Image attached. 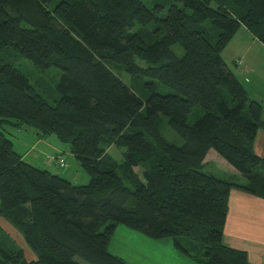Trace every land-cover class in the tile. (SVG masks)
Listing matches in <instances>:
<instances>
[{
	"label": "trees",
	"instance_id": "obj_1",
	"mask_svg": "<svg viewBox=\"0 0 264 264\" xmlns=\"http://www.w3.org/2000/svg\"><path fill=\"white\" fill-rule=\"evenodd\" d=\"M153 2L0 0V216L34 256L0 225V264H129L109 250L119 224L173 238L197 264H250L224 227L233 189L264 198L263 105L223 51L243 27L264 45V0ZM19 57L61 70L54 104ZM146 86L144 99L135 88ZM195 107L203 115L190 122ZM7 125L56 135L90 182L26 161ZM209 153L242 180L202 171Z\"/></svg>",
	"mask_w": 264,
	"mask_h": 264
},
{
	"label": "rangeland",
	"instance_id": "obj_2",
	"mask_svg": "<svg viewBox=\"0 0 264 264\" xmlns=\"http://www.w3.org/2000/svg\"><path fill=\"white\" fill-rule=\"evenodd\" d=\"M145 3L148 6H153L154 2L153 0H144ZM248 30L246 28L240 30L239 34L244 35ZM249 33V32H248ZM237 39H240L242 36H237ZM238 41V40H236ZM236 43V42H235ZM234 45V42L231 44H228V46L223 51V57L228 64L230 68L234 69V65L232 63V57L239 54V51H243L245 48L244 42L241 41V47L239 50L237 49L236 45ZM176 53L179 56H182L184 54V50L180 45H175L174 47ZM235 59V57H234ZM237 59V58H236ZM16 67H18L26 76L29 78L30 82L35 85L38 89V91L52 104L55 103V99L58 97V92L56 90V86L59 82V79L61 77V70L56 66H51L48 68H42L35 64L32 60L19 57L18 59L13 61ZM140 64H143L144 62L139 60ZM238 64H243V60L241 58H238ZM235 71V70H234ZM236 72V71H235ZM126 79L128 80V76L125 75ZM240 77V76H239ZM130 84H132L130 82ZM141 84V83H140ZM259 86V83L256 84ZM150 91L147 86L146 88H135V92L139 94L142 98H147V93ZM157 91L163 94L172 92L173 90L165 86L163 84H159ZM203 115V110L200 107H195L194 112L191 114L189 121L192 122L199 117ZM4 131L6 132L7 136L10 137L14 142V149L22 154H25L28 152L25 156V159L33 164H38L40 168H47L49 166L43 165L38 163L36 160H34L33 157L40 155V159H45V155L47 152H54L53 150L47 148V151H42L40 149H44L46 147L40 146V144H36L37 141V133L35 128L28 127V128H22L17 129L12 126H5ZM49 137H52V139H55L58 143L62 144L66 150H69L68 144H63L60 142V140L57 138L56 135L52 134ZM172 139L175 141L180 142L181 138L176 134H172ZM50 141V139L48 140ZM108 151L110 154L118 161H122L123 159V153L125 151L124 148H118L117 146H111L108 148ZM58 154H52L49 156L50 161L52 157L57 156ZM60 155H63V153H60ZM64 156V155H63ZM69 157V162L67 163V166L64 168H57L54 165L50 166V170L53 172H58L60 175L66 177V178H72L76 183L75 184H88L90 182V174L81 167L74 156L71 154H67ZM218 156L216 153H209L207 156V159L205 161V166L201 169L204 172L214 173L218 177H224V178H230L235 181L242 180L241 177H234V175H239L238 173L232 172V168L224 162V159ZM137 170V169H136ZM119 174L121 172L119 171ZM74 176V177H70ZM77 180V181H76ZM5 219V218H4ZM5 221H7L5 219ZM7 223H9L7 221ZM9 225H11L9 223ZM12 228H3L7 234L10 235L11 238L15 240V244L21 246L27 254L28 259L34 258L33 254L29 251L27 244L24 240V238L17 232V230L11 226ZM109 250L111 253L116 254L122 258H124L129 264H157L154 261V258L159 257H165L163 260L167 261L169 260L172 255L173 251L174 254H179L180 251L175 247L174 240L171 237L168 238H162V239H153L150 238L141 232H137L129 227H127L125 224H119L118 229L116 230V233L112 237L110 243H109ZM149 260V263L146 260ZM152 260V261H151Z\"/></svg>",
	"mask_w": 264,
	"mask_h": 264
},
{
	"label": "crops",
	"instance_id": "obj_3",
	"mask_svg": "<svg viewBox=\"0 0 264 264\" xmlns=\"http://www.w3.org/2000/svg\"><path fill=\"white\" fill-rule=\"evenodd\" d=\"M242 29H244V27L241 28V30ZM239 32L229 44L234 42L233 46L236 45L239 50L242 41L244 42L245 48L243 51H239L238 55L234 56L235 59L232 57V63L234 65V69L232 68V70L236 71L234 72L244 84L248 94L262 103L264 119V45L247 31H245L246 33L244 35H240ZM237 36L242 37L237 39ZM238 58L243 60V64H238ZM257 82L259 83V86L256 85ZM35 135H37V133H35ZM49 139L50 141H48ZM36 144L46 147L40 149L41 152L47 151V148L54 151L52 153L47 152L45 159H42V161L39 160L40 155L33 157L38 163L49 167L54 165L57 168H61L54 161L49 160V156L52 154L63 153L67 162H69V157L67 156L68 153L74 156L70 152L69 147V150H66L62 144L49 136L41 138L37 135ZM255 151L259 156L264 158V128L258 130L255 140ZM27 153L28 152L25 154L21 153L24 159ZM34 165L38 166V164ZM49 167L45 169L50 170ZM232 170L234 174L238 173L234 168H232ZM54 173L59 174L56 171ZM69 180L76 183L72 178H69ZM0 225L8 230H10L9 228H12L11 225H9V223H7V221L1 216ZM224 242L227 246L232 247L233 249L245 251L248 255L250 264H264V198L240 189H233L231 191L229 195V210L224 227ZM164 258V256H157L154 258V261L157 264H197L193 259L186 256L181 251L178 255L174 254L173 251L172 257L167 261L163 260ZM146 261L149 263L150 259H147Z\"/></svg>",
	"mask_w": 264,
	"mask_h": 264
},
{
	"label": "built area",
	"instance_id": "obj_4",
	"mask_svg": "<svg viewBox=\"0 0 264 264\" xmlns=\"http://www.w3.org/2000/svg\"><path fill=\"white\" fill-rule=\"evenodd\" d=\"M51 160H55L63 168L67 166L66 158L63 155L58 154L57 156L52 157Z\"/></svg>",
	"mask_w": 264,
	"mask_h": 264
}]
</instances>
